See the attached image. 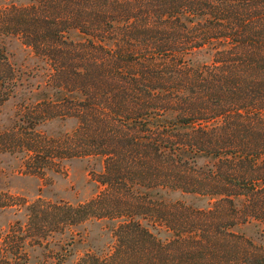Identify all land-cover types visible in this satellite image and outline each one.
<instances>
[{
    "label": "trees",
    "instance_id": "16d2710c",
    "mask_svg": "<svg viewBox=\"0 0 264 264\" xmlns=\"http://www.w3.org/2000/svg\"><path fill=\"white\" fill-rule=\"evenodd\" d=\"M15 39L51 72L56 99L27 102L21 127L0 129V154L26 149L40 170L105 159L100 194L56 208L72 243L87 221L113 225L114 244L74 264H264V0L11 2L0 107L21 84ZM64 118L78 119L72 135L36 130ZM174 192L192 203L164 197ZM246 225L263 242L236 231Z\"/></svg>",
    "mask_w": 264,
    "mask_h": 264
},
{
    "label": "rangeland",
    "instance_id": "374dc122",
    "mask_svg": "<svg viewBox=\"0 0 264 264\" xmlns=\"http://www.w3.org/2000/svg\"><path fill=\"white\" fill-rule=\"evenodd\" d=\"M34 1L0 0V14L11 2L28 5ZM6 51L11 64L21 71V84L14 96L0 107L3 132L21 127V119L25 118L22 110L27 102L36 101V94L45 93L50 99H56L51 84L46 86L51 72L34 57L31 48L15 39L6 41ZM77 126V118H64L40 124L36 130L46 136L65 137L72 135ZM26 151L17 149L13 154H0V259L5 258L10 264H74L88 250L112 246L113 225L96 220L72 229L76 232L72 243L71 228L64 220L66 214L59 215L61 211L56 209L61 206L64 211L67 205L77 206L100 194L103 187L97 179L104 171L105 159L99 156L63 160L61 169H57L50 158L44 161L49 163H42L40 170L37 160H26ZM164 197L192 203L191 197L180 192ZM207 202L196 203L207 207ZM261 228L246 225L236 231L261 243Z\"/></svg>",
    "mask_w": 264,
    "mask_h": 264
}]
</instances>
